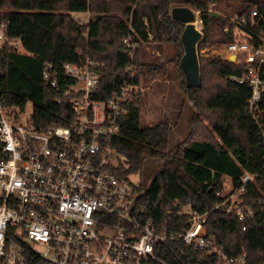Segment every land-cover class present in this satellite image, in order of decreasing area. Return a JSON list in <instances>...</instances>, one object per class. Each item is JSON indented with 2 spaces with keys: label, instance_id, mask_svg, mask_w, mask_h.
<instances>
[{
  "label": "trees",
  "instance_id": "16d2710c",
  "mask_svg": "<svg viewBox=\"0 0 264 264\" xmlns=\"http://www.w3.org/2000/svg\"><path fill=\"white\" fill-rule=\"evenodd\" d=\"M175 7L199 12L201 51L232 44L234 38L224 33L229 18L248 16L254 8L263 13L264 0H0V20L24 48V53L0 51L1 99L22 111L33 104L32 120L40 129L73 125L76 117L69 100L58 103L62 95L44 85L45 65L60 70L87 59L103 64L97 97L108 100L125 84H140L142 44L176 45L181 60L186 26L172 19ZM89 12L96 16L88 24L72 18ZM129 37L140 43L133 58L124 44ZM198 59L199 86L183 87L197 111L187 141L171 150V125L142 127L138 97L125 106L120 134L111 143L124 158L119 174L129 179L141 174L148 161H162L149 187H136V209L142 218L170 235L184 233L190 227L189 217L179 214L191 205L194 212L208 214L207 233L221 251L235 258L245 254L246 264H264V106L257 119L249 112L251 89L233 79L244 75V67L222 57ZM178 68L185 78L180 62ZM246 174L253 180L243 184ZM226 179L235 192L244 187L239 206L250 207L252 219L239 221L237 209L228 212L231 202L222 196ZM156 254L160 261L154 264L219 263L218 255L182 243L159 246Z\"/></svg>",
  "mask_w": 264,
  "mask_h": 264
},
{
  "label": "built area",
  "instance_id": "2783aa9c",
  "mask_svg": "<svg viewBox=\"0 0 264 264\" xmlns=\"http://www.w3.org/2000/svg\"><path fill=\"white\" fill-rule=\"evenodd\" d=\"M8 30L0 20V51L24 53L21 39ZM224 33L234 42L218 56H235L232 63L244 67V75L233 79L250 87L249 112L257 119L264 106V11L230 17ZM124 44L133 58L140 43L129 37ZM103 70L90 59L60 70L45 65V87L62 95L58 103L71 104L76 122L69 127L40 129L32 118L21 124L15 113L20 108L0 97V264H154L160 261L156 248L168 243L216 254L218 264H246L245 254L235 258L220 250L207 233L208 214L191 205L179 214L189 217L184 233L170 235L142 218L138 186L119 174L121 156L111 143L125 106L144 90L128 83L100 99ZM252 180L246 174L242 183ZM236 213L239 221L254 217L251 208Z\"/></svg>",
  "mask_w": 264,
  "mask_h": 264
},
{
  "label": "rangeland",
  "instance_id": "374dc122",
  "mask_svg": "<svg viewBox=\"0 0 264 264\" xmlns=\"http://www.w3.org/2000/svg\"><path fill=\"white\" fill-rule=\"evenodd\" d=\"M194 13L196 15L195 26L202 33L203 25L199 18L200 14L196 11ZM217 15L220 16L221 14L217 13ZM95 16V14L90 12L72 14L73 20L80 25L88 24ZM140 48V61L144 69L139 85L144 91L137 98L140 97L142 100V127H151L160 123H168L171 125L175 130V132L173 130L170 141L172 150L187 141L191 129V119L197 113L183 89L186 81L178 68L179 62H181V60L179 61L180 49L172 44L157 45L152 43L142 44ZM223 49L224 46L222 45L207 47L201 51L197 49V54L199 58H216L219 57L218 55L220 53H223ZM131 73L136 75V72L133 70ZM172 107L174 108L173 111L170 110ZM15 113L18 115V122L25 124L33 117V104L29 103L25 111L17 109ZM209 128L207 123V130ZM123 160L124 158L121 157V162ZM162 165V161H148L141 174L131 177V182L138 187L148 188L153 174ZM224 187L225 190L222 196L226 198V201L230 200L233 210L237 209L238 211L250 208L247 206H239V194L234 191L230 179H226ZM234 204L237 207H234Z\"/></svg>",
  "mask_w": 264,
  "mask_h": 264
},
{
  "label": "water",
  "instance_id": "95a60500",
  "mask_svg": "<svg viewBox=\"0 0 264 264\" xmlns=\"http://www.w3.org/2000/svg\"><path fill=\"white\" fill-rule=\"evenodd\" d=\"M172 19L184 24L185 30L181 36L184 47V56L180 66L186 78L189 88L198 87L200 84V67L197 54V43L202 37V33L196 28V15L193 10L184 7L172 9ZM230 62L235 61V56L229 57Z\"/></svg>",
  "mask_w": 264,
  "mask_h": 264
},
{
  "label": "crops",
  "instance_id": "0c3cea01",
  "mask_svg": "<svg viewBox=\"0 0 264 264\" xmlns=\"http://www.w3.org/2000/svg\"><path fill=\"white\" fill-rule=\"evenodd\" d=\"M168 110H169V109H168ZM170 110H172V111H173V110H174V108L172 107V109H170ZM173 130H174V129H173ZM174 132H175V130H174Z\"/></svg>",
  "mask_w": 264,
  "mask_h": 264
}]
</instances>
